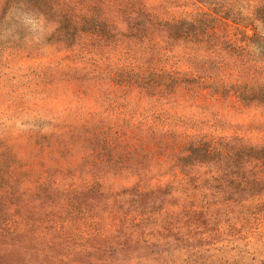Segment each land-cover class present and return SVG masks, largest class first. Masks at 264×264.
<instances>
[{"label":"rangeland","instance_id":"1","mask_svg":"<svg viewBox=\"0 0 264 264\" xmlns=\"http://www.w3.org/2000/svg\"><path fill=\"white\" fill-rule=\"evenodd\" d=\"M263 5L0 0V264H264V100L233 92L264 86ZM201 12L187 45L146 20ZM149 62L198 94L110 81ZM199 142L254 147V195L238 204L226 190L243 170L195 153L183 176Z\"/></svg>","mask_w":264,"mask_h":264},{"label":"trees","instance_id":"2","mask_svg":"<svg viewBox=\"0 0 264 264\" xmlns=\"http://www.w3.org/2000/svg\"><path fill=\"white\" fill-rule=\"evenodd\" d=\"M261 7L264 9V5ZM146 20L149 24L161 27V29L167 33L168 38H170V44H174L175 42L178 43V41L182 40L184 44L187 45L193 43L195 38L201 35V25L205 26V24H207L211 19H209L208 14H206L205 12H201L196 18L185 17L176 20L173 19L169 21L166 20L154 22L151 21V17H146ZM149 64V67L152 69L155 67L158 68V72H135V67H132L127 74L115 75L111 77L110 81L115 86L118 85L120 87L138 88L147 96L151 98L157 97V99H163L164 97L173 94L177 89L181 87L189 92H192L193 95L198 94V91L192 89L195 78L187 76L185 74H180L176 71H163L161 68L157 67L158 65L155 62H149ZM196 82H198L197 85L199 86H211L213 93L224 94V91L227 90L226 85L221 80L214 77H204L201 78L200 81ZM233 92L236 98L239 99V101L264 100V86H260V88L256 90L255 88L251 87H246V89L243 90L240 88V86H235ZM207 143L199 142L197 144H190L188 151H190L191 154L185 157L182 156L178 160V162H180L181 164L180 168H182L181 174L187 178L191 174L186 170L187 167L185 168L184 166L185 164H189V159L193 157L191 156L192 153H195L198 157H201L208 162H220L222 165H226L227 168L232 166L233 168L243 170L242 174H235L231 176L230 181L239 180V182H235L226 190L236 197L234 201H237L238 204H240L243 200H245V198H247L244 195H254L253 190L255 189V148L245 146L227 147L218 146L214 143ZM198 162L203 163L199 160ZM225 175V172L219 175L220 177L218 178V180L223 181L222 176ZM247 175H250V177H248ZM190 179L191 177H189V180ZM220 191L223 194L225 193L224 189ZM225 200L230 201L232 200V198L228 196Z\"/></svg>","mask_w":264,"mask_h":264}]
</instances>
